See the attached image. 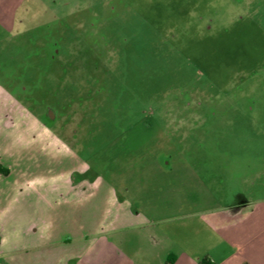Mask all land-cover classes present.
I'll return each instance as SVG.
<instances>
[{"label": "rangeland", "instance_id": "374dc122", "mask_svg": "<svg viewBox=\"0 0 264 264\" xmlns=\"http://www.w3.org/2000/svg\"><path fill=\"white\" fill-rule=\"evenodd\" d=\"M137 174L170 213L264 210V0H22L0 26L2 181Z\"/></svg>", "mask_w": 264, "mask_h": 264}, {"label": "crops", "instance_id": "0c3cea01", "mask_svg": "<svg viewBox=\"0 0 264 264\" xmlns=\"http://www.w3.org/2000/svg\"><path fill=\"white\" fill-rule=\"evenodd\" d=\"M21 1L0 0V26H12ZM52 147L44 153L56 160ZM150 165L137 169L172 167ZM164 180L40 177L28 186L0 177V264H264L263 209L240 217L208 207L170 213L165 202H155ZM64 215L72 224L57 225ZM28 216L34 221L23 223Z\"/></svg>", "mask_w": 264, "mask_h": 264}, {"label": "trees", "instance_id": "16d2710c", "mask_svg": "<svg viewBox=\"0 0 264 264\" xmlns=\"http://www.w3.org/2000/svg\"><path fill=\"white\" fill-rule=\"evenodd\" d=\"M204 263V260H202L201 262H200V264H203Z\"/></svg>", "mask_w": 264, "mask_h": 264}]
</instances>
